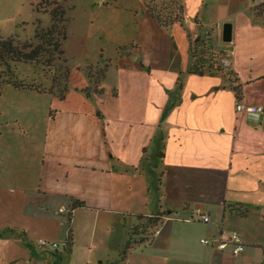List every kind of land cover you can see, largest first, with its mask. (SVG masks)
Listing matches in <instances>:
<instances>
[{
  "label": "crops",
  "instance_id": "0c3cea01",
  "mask_svg": "<svg viewBox=\"0 0 264 264\" xmlns=\"http://www.w3.org/2000/svg\"><path fill=\"white\" fill-rule=\"evenodd\" d=\"M145 3L94 17L87 32L67 31L68 88L62 99L48 94L57 110L48 114L38 173L0 176V264H264V21L253 15L256 3L181 0L183 21L172 28L160 27ZM209 28L226 44L216 39L214 49L235 74L241 111L227 78L188 72L191 41ZM90 67L105 68L101 94L82 92L93 86ZM252 106L262 108L258 117L249 116ZM138 216L159 218L150 233L158 234L119 261ZM232 233L244 247L237 255L201 243ZM40 238L60 248H39Z\"/></svg>",
  "mask_w": 264,
  "mask_h": 264
},
{
  "label": "rangeland",
  "instance_id": "374dc122",
  "mask_svg": "<svg viewBox=\"0 0 264 264\" xmlns=\"http://www.w3.org/2000/svg\"><path fill=\"white\" fill-rule=\"evenodd\" d=\"M100 0H0V36L13 37L18 45L30 44L36 46L40 43L35 38V30L46 31L51 25V12L56 6L64 13L67 31L87 32L92 29L90 19L110 14L115 16L122 9L135 7L137 0H102L104 5L98 7ZM150 5L160 4L163 0H141ZM258 4V2L256 3ZM74 11H70V7ZM70 20V21H69ZM70 22V23H69ZM69 23V26H68ZM96 26V23L93 25ZM213 45L216 43L215 34L209 28ZM218 30V35H219ZM204 38V37H203ZM218 44L225 47L220 39ZM192 45L199 41H191ZM70 52L77 58L74 44H70ZM41 61H44L42 59ZM62 69V63L55 64ZM67 65V64H66ZM41 66L33 67L20 65L17 68L19 79L35 81L44 87L45 92L51 90L55 95L62 92V72L56 73L57 84L51 89L50 81ZM103 67L94 68L99 71ZM94 70V71H95ZM57 110L56 104L49 101L48 94L33 91L16 90L4 85L0 91V176L16 170L18 173H38L39 162L42 157L44 132L48 121L49 112ZM156 161V159H153ZM157 177V175H156ZM147 219L135 217V222L130 231V243H140L148 238L151 233ZM152 235V234H151Z\"/></svg>",
  "mask_w": 264,
  "mask_h": 264
},
{
  "label": "trees",
  "instance_id": "16d2710c",
  "mask_svg": "<svg viewBox=\"0 0 264 264\" xmlns=\"http://www.w3.org/2000/svg\"><path fill=\"white\" fill-rule=\"evenodd\" d=\"M150 2L145 3V7L154 19V21L162 28H172L176 24H181L183 21V6L181 0H163L160 4L150 5ZM253 15L257 18H262L264 21V0L262 2L255 4L252 9ZM51 25L44 32L38 28L35 30V38L40 41L36 46L30 44L18 45L13 37L3 38L0 36V91L1 88L6 85L10 86L16 90L24 91H37V93L43 94H54L51 90L46 91L44 87L37 85L35 81H27L24 79H19L17 74V68L20 65H28L40 68L43 72L48 74L46 79L50 81L51 89L57 84L56 73L62 72V92L57 96L62 99L63 94L68 88V77L69 68L66 65L67 60L64 57L63 44L67 39V32L63 24H65L64 13L58 6L51 12ZM192 43V42H191ZM190 56L191 64L189 67V74L197 76H222L229 80V84L232 91L235 94L237 102L241 101V92L238 86L235 85V74L229 69L222 68L218 61L222 58V53H219L214 49L212 39L210 34L205 36L198 43L190 44ZM44 59V61H41ZM57 62L62 63V69L58 68L55 64ZM95 69L89 68L86 72L90 79L93 80V86L88 89H84L82 92L85 94L92 92L94 94H101L102 90L98 89L99 83L104 78L105 68L99 71H94ZM83 203L76 202L72 204V208L83 207ZM231 212L234 209L230 208ZM140 219H147L152 224L151 229L157 227L160 223L159 218H148L138 216ZM131 231V230H130ZM70 233V231H69ZM153 234V233H152ZM151 237L149 236L147 239ZM144 240V241H145ZM141 241L140 243L144 242ZM139 243H130V239L125 243V245L118 252V260L123 261L131 251V249Z\"/></svg>",
  "mask_w": 264,
  "mask_h": 264
},
{
  "label": "built area",
  "instance_id": "2783aa9c",
  "mask_svg": "<svg viewBox=\"0 0 264 264\" xmlns=\"http://www.w3.org/2000/svg\"><path fill=\"white\" fill-rule=\"evenodd\" d=\"M255 3H260L262 2V0H253ZM104 3L102 0H100L98 2V6H103ZM219 65H224L225 62L221 59L218 61ZM224 63V64H222ZM243 105L241 102H238L237 103V106H236V109L237 111H241L243 109ZM262 112V108L260 106H252L250 111H249V116L251 117H258L259 114ZM197 220L199 222H202V223H207L209 222V217L208 216H204V215H200L199 217H197ZM158 232L155 231L153 232V236L154 235H157ZM201 243L203 245H206V246H210L212 247L213 249L215 250H224L226 249L228 246H231L232 247V253L234 255H237L239 254L240 252L244 251V247L243 245L241 244V239H240V235L237 234V233H232L230 235L229 238L227 239H223L221 236L215 238V239H211V240H201ZM36 244L39 248H42V249H48V250H58L60 248V245L54 241H50V240H46V239H37L36 240Z\"/></svg>",
  "mask_w": 264,
  "mask_h": 264
},
{
  "label": "water",
  "instance_id": "95a60500",
  "mask_svg": "<svg viewBox=\"0 0 264 264\" xmlns=\"http://www.w3.org/2000/svg\"><path fill=\"white\" fill-rule=\"evenodd\" d=\"M222 41L224 43H228L231 41V29L228 24L224 25L223 31H222ZM36 93V90L34 91Z\"/></svg>",
  "mask_w": 264,
  "mask_h": 264
}]
</instances>
